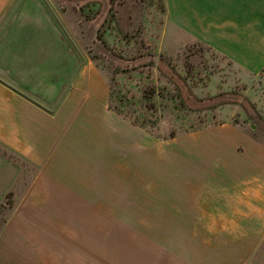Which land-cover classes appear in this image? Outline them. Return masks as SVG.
Listing matches in <instances>:
<instances>
[{"label":"crops","instance_id":"obj_1","mask_svg":"<svg viewBox=\"0 0 264 264\" xmlns=\"http://www.w3.org/2000/svg\"><path fill=\"white\" fill-rule=\"evenodd\" d=\"M14 5L0 0V203L27 182L0 226V264H264V142L228 122L174 140L175 226L215 251L159 253L154 263L143 252L86 250L85 223L62 213L85 211L87 196L132 178L150 138L107 107L90 61L68 75L31 5L15 13ZM175 23L184 43L251 76L264 69V0H175Z\"/></svg>","mask_w":264,"mask_h":264},{"label":"rangeland","instance_id":"obj_2","mask_svg":"<svg viewBox=\"0 0 264 264\" xmlns=\"http://www.w3.org/2000/svg\"><path fill=\"white\" fill-rule=\"evenodd\" d=\"M14 1V13L31 5L40 35L54 60L67 62L68 75L90 61L106 83L107 107L150 138L148 158L137 161L132 178L87 196L85 211L62 213L85 223L79 230L86 250L143 252L154 263L159 253L215 251L217 245L191 243L190 229L175 226L174 140L228 122L264 142V69L251 76L200 42L184 43L175 0ZM26 182L5 194L0 226ZM97 204L100 211L88 210Z\"/></svg>","mask_w":264,"mask_h":264}]
</instances>
